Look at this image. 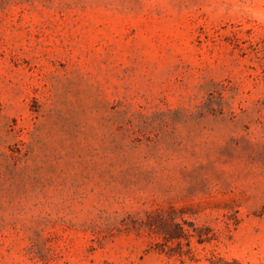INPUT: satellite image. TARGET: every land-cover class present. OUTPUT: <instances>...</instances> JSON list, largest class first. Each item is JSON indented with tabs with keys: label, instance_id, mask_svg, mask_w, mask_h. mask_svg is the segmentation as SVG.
Wrapping results in <instances>:
<instances>
[{
	"label": "rangeland",
	"instance_id": "obj_1",
	"mask_svg": "<svg viewBox=\"0 0 264 264\" xmlns=\"http://www.w3.org/2000/svg\"><path fill=\"white\" fill-rule=\"evenodd\" d=\"M0 264H264V0H0Z\"/></svg>",
	"mask_w": 264,
	"mask_h": 264
}]
</instances>
